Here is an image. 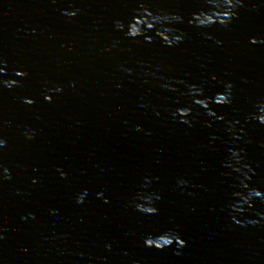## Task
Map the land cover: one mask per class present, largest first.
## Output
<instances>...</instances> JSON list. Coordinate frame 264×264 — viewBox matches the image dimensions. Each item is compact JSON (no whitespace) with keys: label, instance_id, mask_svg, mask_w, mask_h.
<instances>
[{"label":"water","instance_id":"95a60500","mask_svg":"<svg viewBox=\"0 0 264 264\" xmlns=\"http://www.w3.org/2000/svg\"><path fill=\"white\" fill-rule=\"evenodd\" d=\"M13 1L236 193L258 189L264 194V124L253 118L264 114V0H242L229 25L208 28L192 21L194 14L211 7L209 0ZM72 11L75 16L65 14ZM130 22L133 32L144 26L151 30L131 38ZM157 30L161 37L163 31L182 35L183 41L167 47ZM252 38L257 43H251ZM227 83L232 85V102L210 104L223 120L207 115L189 94L195 85L203 89L201 99L213 97ZM180 107L191 108L190 125L174 117ZM251 204L264 218V196L254 197Z\"/></svg>","mask_w":264,"mask_h":264},{"label":"clouds","instance_id":"9594fccd","mask_svg":"<svg viewBox=\"0 0 264 264\" xmlns=\"http://www.w3.org/2000/svg\"><path fill=\"white\" fill-rule=\"evenodd\" d=\"M209 3L211 7L206 10V11H201L199 13L194 14V20L192 23L195 24L196 27L200 28H208L211 27L213 24H221L224 26H227L230 24L231 20L237 15L236 9L242 5V0H209ZM66 15L69 16H75L76 12H66ZM136 17L133 18L135 20ZM167 19V17H165ZM175 19L179 20L181 19L180 17H175ZM131 24L130 22L128 26V32L127 35L131 38H136L138 36L145 35L147 31L151 30L148 26H144L141 28H138L137 31L133 32L131 30ZM116 27L120 30H123L124 25L122 23L117 22ZM152 27H155L153 25ZM34 31V30H33ZM165 35L161 37L159 35V30H157V35L160 37L161 41L165 44L167 47L173 46V44H179L183 41V36L182 35H176V36H170L168 32L163 31ZM147 42L151 43V38L146 37ZM220 41H217V44H220ZM251 43L255 44L257 43V40L255 38L251 39ZM6 63V62H5ZM5 69L0 68V73H4ZM16 76L24 77L27 75V73L22 72V71H17L15 73ZM5 87L11 89L15 86H18L19 81L15 79H10V80H3L0 81ZM165 87H169L168 85H165ZM231 87L232 85L230 83L225 84V90L223 92H217L215 96L213 97H204L201 99L203 96V89L198 88L195 85L190 86V92L193 96V103L199 105L200 107L204 108L206 110V114L209 116H217L216 112L214 109L210 107V104H218V105H226L230 104L231 101ZM55 91V92H60L62 91V88L57 87L56 89L49 90ZM44 99L46 101L51 102L52 96L49 94H45ZM28 104L34 103L31 99H28L25 101ZM191 108L188 107H180L177 108L176 111L173 113L174 117H177L179 119V122L189 124V117L191 116ZM156 115H159L157 112ZM254 119H256L259 123L264 124V114H255L253 116ZM217 119L223 120V116H217ZM137 130H139V126H137ZM28 139L34 138L33 134H27ZM7 144L6 140L0 139V148L5 147ZM233 155H237L236 153H233ZM61 175L64 176L65 174L61 172ZM11 178V173L10 170L7 168H4V177L3 179H10ZM35 183L36 181L33 180ZM243 187H247L246 184H242ZM86 191L84 194L80 195L77 198V203H83L84 198L86 195ZM98 196H103V193H98ZM237 196L241 197V201L238 202L237 204L231 205L234 211H243V208L241 204H247L249 207L252 206L251 201L254 197H262L264 194H262L258 189H252L250 190L247 194L243 192H237ZM107 202V200H105ZM138 210L143 211L140 205H137ZM153 213L157 211L156 208H153ZM167 237V239H163ZM163 239V242L161 240ZM175 242L177 248H183L186 246V241L182 239L178 234L174 233H165L157 238H146L144 243L146 247H155L156 249L163 250L166 246H171ZM177 255L180 253L177 252Z\"/></svg>","mask_w":264,"mask_h":264}]
</instances>
